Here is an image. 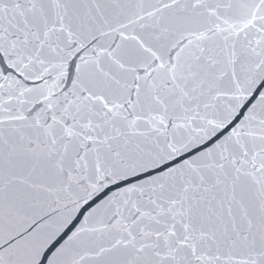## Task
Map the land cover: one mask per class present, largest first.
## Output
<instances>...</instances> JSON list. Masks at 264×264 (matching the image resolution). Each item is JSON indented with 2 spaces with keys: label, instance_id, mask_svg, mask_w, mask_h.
Instances as JSON below:
<instances>
[{
  "label": "snow or ice",
  "instance_id": "6c2138e0",
  "mask_svg": "<svg viewBox=\"0 0 264 264\" xmlns=\"http://www.w3.org/2000/svg\"><path fill=\"white\" fill-rule=\"evenodd\" d=\"M0 264H264V0H0Z\"/></svg>",
  "mask_w": 264,
  "mask_h": 264
}]
</instances>
